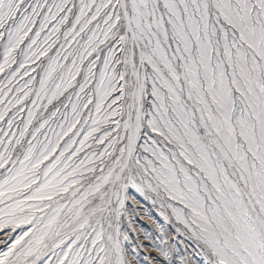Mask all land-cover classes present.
<instances>
[{
    "label": "snow or ice",
    "instance_id": "6c2138e0",
    "mask_svg": "<svg viewBox=\"0 0 264 264\" xmlns=\"http://www.w3.org/2000/svg\"><path fill=\"white\" fill-rule=\"evenodd\" d=\"M0 264H264V0H0Z\"/></svg>",
    "mask_w": 264,
    "mask_h": 264
},
{
    "label": "rangeland",
    "instance_id": "374dc122",
    "mask_svg": "<svg viewBox=\"0 0 264 264\" xmlns=\"http://www.w3.org/2000/svg\"><path fill=\"white\" fill-rule=\"evenodd\" d=\"M138 199L141 200L140 205L130 209V222L129 219H126L123 227L130 234L132 240L137 243H146L143 239V233L145 231L154 232L157 227L149 217L159 218V211L150 201H144L139 197Z\"/></svg>",
    "mask_w": 264,
    "mask_h": 264
}]
</instances>
